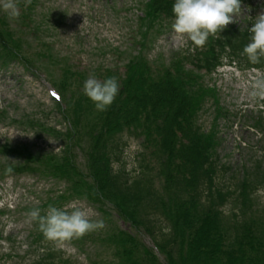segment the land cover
<instances>
[{"label":"trees","instance_id":"1","mask_svg":"<svg viewBox=\"0 0 264 264\" xmlns=\"http://www.w3.org/2000/svg\"><path fill=\"white\" fill-rule=\"evenodd\" d=\"M174 2L150 0L142 23L161 31L163 21L174 19ZM220 35L170 66H151L138 55L129 58L123 73H99V80L115 77L119 83L114 103L103 112L83 93L85 75L60 65L54 87L61 100L56 107L71 125L66 152L23 157L22 165L2 167L1 173L27 169L51 176L65 185L57 203L84 199L107 217L104 207L110 206L120 220L149 235L163 260L110 226L111 234L100 243L111 251L113 264H264V214L254 215L251 198L257 187H264V172L251 180L243 176L223 192L215 184L221 171L213 157L214 138L199 135L195 127L201 106L217 102L201 83L202 73L211 75L226 60L244 69L264 67V59L253 65L241 54L249 30L226 28ZM21 48L22 40L0 19V61L8 65L21 59ZM125 135L140 141L142 149L132 159L131 171L123 157ZM230 198L236 210L231 217L223 212ZM168 227L171 231L165 233Z\"/></svg>","mask_w":264,"mask_h":264},{"label":"rangeland","instance_id":"2","mask_svg":"<svg viewBox=\"0 0 264 264\" xmlns=\"http://www.w3.org/2000/svg\"><path fill=\"white\" fill-rule=\"evenodd\" d=\"M16 2L17 5H25L28 0ZM143 2L34 0L32 22L25 23L26 26L19 19L21 16L10 19L0 8V13L7 16V24L14 36L23 41V55L28 56L33 64V68L28 67L29 71L41 76L43 81L25 71V67L20 64H12L7 69L0 66V149L25 145L38 153L56 151L57 146L63 147L52 135L39 133L38 127H32V121H35L47 128L45 130L52 127L66 130V125L60 120V114L51 101L49 85L45 79L56 81L59 76L56 63L62 62L82 72L87 78L107 70L123 71L127 59L138 51L130 46L133 41L140 40ZM258 4L256 0H251L250 6L242 4L241 13L234 16L231 25L244 28V21L254 17L255 13L256 17L264 13L257 7ZM254 8L255 12L252 10ZM184 43V37L175 33L170 26L168 32L154 41L146 56L151 62L159 58L169 62V59L176 56L185 57L187 53L181 51L185 48ZM42 45L47 48L44 49ZM39 54L49 56L52 62L49 63V58L45 56L40 58ZM260 75H264V72L250 75L247 71L232 67L218 70L215 75L204 80L206 85L215 88L220 106L227 114L225 119L214 123L215 110L206 105L197 119L202 132L214 131L217 134V166L221 173L215 184L223 192L230 191L243 176L251 180L256 164L261 163V169L264 170V128L263 131L254 128L256 120L261 118L264 121V111H260L264 109L259 108L250 95V82ZM124 137L128 138L125 139L128 145L125 161L131 170V157L135 156L137 143L127 135ZM6 155V152L0 151V167L20 163L19 159ZM222 168H225L224 172ZM255 183L256 178L252 181V184ZM63 187L54 180L33 174L14 175L5 180L0 178V264H31L37 260L36 250L33 249L35 246L32 245L35 222H30L28 213L36 208L45 211L42 205L49 199V206H52L55 196L63 191ZM252 197L253 212L261 215L264 211V189L257 187ZM233 200L230 199L226 204L225 214H231ZM73 205L84 212L90 221L100 220L85 202H70L67 209L72 211ZM123 229L129 230L126 226ZM7 236H11L9 243L4 241ZM58 247L64 251L63 257H59L60 262L88 264V257L93 258V248L84 249L82 253L65 242Z\"/></svg>","mask_w":264,"mask_h":264},{"label":"clouds","instance_id":"3","mask_svg":"<svg viewBox=\"0 0 264 264\" xmlns=\"http://www.w3.org/2000/svg\"><path fill=\"white\" fill-rule=\"evenodd\" d=\"M241 3L242 0H175L172 7V28L175 33L184 37V46L188 51L195 54L197 49L203 50L209 37L219 39L226 27L234 23V16L242 11ZM0 8L10 19H18L21 15L16 0H0ZM249 32L250 42L244 46L241 54L251 64L256 65L264 59V13L256 17ZM188 42H191L190 47ZM250 88L252 99L259 108L264 109V75L253 78ZM83 93L93 102L97 111L103 112L114 103L119 93V83L115 77L101 81L90 76L83 84ZM72 208L69 211L67 208L49 206L44 215L36 208L28 216L30 222H35L44 238L58 246L62 242L80 239L87 233L104 227L103 221L92 222L74 205ZM163 231L168 233L171 228Z\"/></svg>","mask_w":264,"mask_h":264}]
</instances>
